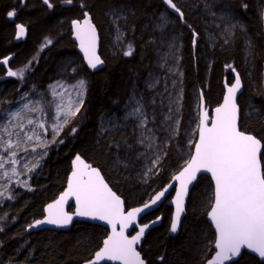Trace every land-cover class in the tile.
Segmentation results:
<instances>
[{
    "label": "trees",
    "instance_id": "obj_1",
    "mask_svg": "<svg viewBox=\"0 0 264 264\" xmlns=\"http://www.w3.org/2000/svg\"><path fill=\"white\" fill-rule=\"evenodd\" d=\"M201 1L174 0L185 14V24L178 21L177 14L168 9L163 0H83L84 9L79 7L81 0H74L73 5L51 0L52 9H48L42 0H25L23 8L19 7V0H0V61L10 57L8 65L0 63V114L17 107L23 94L33 100L43 97V101H51L50 85L65 64L69 65L72 77L87 81L84 106L60 135L64 142L47 148L46 158L33 172L8 179V192L5 197H0V228H3L0 231V264H84L102 247L108 229L88 222H75L69 231H28L33 221L44 217L47 204L66 188L76 155L102 170L112 188L125 199L128 209L150 200L185 165L187 160L183 162L180 156L185 144L181 134L168 145L167 155L153 178L148 182L139 181L135 171L136 153L109 147L121 141L123 136L129 137V143L133 142L129 126L101 135L103 119L122 117L133 89L143 92L148 73L159 71L156 68L158 48L150 41L159 35V29L154 28L160 23L161 14H166L172 21L169 29L178 37L180 45L179 65L183 72L181 130H185V124L198 106L196 93L198 96L203 93L206 105L211 109L221 104L225 79L228 78L229 84L234 81L231 69L226 67L232 65L244 82V92L239 98L241 130L256 135L264 143V22L260 18L264 0L221 1L220 7L243 26V30H234L227 44L221 40H208L210 21ZM210 3L214 4L213 0ZM242 4H247V9L242 8ZM14 8L18 14L10 20L6 13ZM113 9H122L127 17L121 22L125 33L122 42L116 40L107 15ZM83 11H89L100 33L104 67L98 71L86 66L72 38V21L82 19ZM18 23L27 27V36L20 41L15 38ZM193 31L198 34L195 47ZM47 40L52 43L44 47ZM247 42H251V55L246 61L244 46ZM129 43L135 50L132 56H125L123 53ZM25 66L24 80L7 75L9 69L16 71ZM43 101L42 105L47 107ZM73 125L78 131L74 136L68 135ZM193 148L191 146L187 159ZM29 158L21 153L18 171ZM262 163L264 169V152ZM24 181L31 190L18 183ZM213 188L209 176L198 179L177 236H172L169 231L173 208L168 202L172 196L159 210L141 221L145 224L163 216L162 224L149 233L141 248L148 264H205V256L208 259L213 256L214 249L206 251V246L214 239V228L208 221ZM7 196L14 198L8 200ZM73 208L71 206L70 210ZM161 256L163 260L159 259ZM239 262L260 264L257 257L247 252Z\"/></svg>",
    "mask_w": 264,
    "mask_h": 264
},
{
    "label": "snow or ice",
    "instance_id": "obj_2",
    "mask_svg": "<svg viewBox=\"0 0 264 264\" xmlns=\"http://www.w3.org/2000/svg\"><path fill=\"white\" fill-rule=\"evenodd\" d=\"M48 9L54 8L51 0H42ZM64 5H73L74 0H61ZM163 4L177 14L178 21L185 23L184 12L174 3V0H163ZM25 6V0H19V7ZM79 7L86 6L81 0ZM206 8L210 7L205 5ZM247 9V4H242ZM17 9L7 11L6 17L14 20ZM116 34V40L122 42L125 35L121 22L126 21L122 9H113L107 13ZM215 15V12L212 13ZM82 19L72 21L75 39L79 41L80 49L84 53L87 65L92 70H97L104 61L97 55L98 32L89 11L82 12ZM264 22V12L260 14ZM221 20H230L231 16L225 12ZM172 21L166 14H161L160 23L154 28L163 32ZM190 27V26H189ZM219 27V25H217ZM235 28L236 25H231ZM224 43L230 42L232 35L229 28L225 27ZM26 34L23 24H16L15 38L20 39ZM192 44L195 47L198 34L193 31ZM47 40L44 47L51 44ZM150 43H154L150 41ZM245 60L251 55V42L245 44ZM174 45L169 44L167 51L157 52L156 68L159 71L149 72L144 81V91L133 89L124 106V115L120 118L111 117L101 123V135L111 130L121 131L132 125V143L129 137L123 136L121 141L109 145L116 150L124 149L126 153L135 152L137 160L144 159L148 162L147 172L161 163L167 152L164 148L168 142L181 135L180 121L182 117L183 88H177V79L183 77L179 68V57L173 50ZM43 50V48L41 49ZM134 47L131 43L124 51L125 56H132ZM9 58L0 63L8 65ZM31 63V62H30ZM234 73V81L227 87L223 102L215 107L210 116L203 104V93L198 96V106L193 123L196 125L198 140L194 147V154L185 162V166L174 179L179 182L176 189L175 214L170 221L169 231L176 234L181 228V218L185 213V201L189 194V185L196 179L197 174L210 173L214 181L212 204L208 212V219L214 227V239L206 251L214 249L211 259L205 256V264H240L239 259L244 255L243 250H248L259 257L260 264H264V169L261 165V152L264 143L256 135L246 133L240 127V107L237 103V94L243 85L240 73L232 65H227ZM25 68L13 71L8 70L9 77L24 80ZM76 70L73 69V72ZM59 84V82H57ZM182 84V79L180 80ZM52 100L26 102L18 110H5L0 119V177L11 179L17 175H26L40 166V161L46 158V149L60 139L61 133L80 113L84 106V96L87 92V81L78 79L75 84L66 86L61 84L64 93H68L66 101L64 93H58L55 85ZM68 87L75 91V99H71ZM175 89V92L173 91ZM27 100V94L21 96ZM42 101L47 107L42 106ZM2 103V101H0ZM51 115L45 118L50 110ZM36 117V118H33ZM108 124L110 127H104ZM78 128L73 125L68 135H76ZM160 133H163L161 137ZM186 134V133H185ZM21 153L30 158L23 164L22 170L15 165L20 163L18 157ZM34 154V155H33ZM119 159L117 163H119ZM6 165L8 168L6 169ZM72 172L67 181V189L53 203L47 205V215L44 219L36 220L29 228L41 225H52L55 228H67L74 218H87L93 221H103L111 227V235L103 240V246L95 252L94 259L86 264H146L137 251V245L142 241L148 225L140 226L136 235H126L130 226L137 222L140 213L149 209L164 197L165 188L160 191L144 206L126 211L124 202L112 191L105 182L101 172L86 163L79 155L72 161ZM147 172L145 175H147ZM11 173V176L9 175ZM20 186L31 190L27 181L18 182ZM172 187V185H169ZM0 197H5L8 187L0 185ZM12 200L13 196H7ZM69 199H74L75 210H65ZM154 221L153 223H155ZM119 228V230H117ZM3 231V228H0ZM163 260L164 257H159Z\"/></svg>",
    "mask_w": 264,
    "mask_h": 264
},
{
    "label": "rangeland",
    "instance_id": "obj_3",
    "mask_svg": "<svg viewBox=\"0 0 264 264\" xmlns=\"http://www.w3.org/2000/svg\"><path fill=\"white\" fill-rule=\"evenodd\" d=\"M211 1L212 0H205V1L202 0L201 1V2H203L204 5L207 4L210 6L208 8L205 7V11L208 12L207 15H208L209 21H210L209 25H208V33H207V38L209 41H210V39L212 41H220V40L224 41L225 35H227L226 33H224L225 27L229 28L232 34H233L234 30H236V29L243 30V26L239 22L235 21L232 17L230 20H221L220 19L221 15L226 12V10L224 8L220 7V3L222 0H213L214 4L210 3ZM213 12H215V15H212ZM233 24L236 25L235 28L231 27V25H233ZM170 25H171V23L168 24L167 28L164 29L163 32L158 30L159 35L157 37H155L152 41L155 43L156 47L158 48L157 52L167 51L169 44L174 45L173 50L176 52V55L179 57L180 45L178 42V37L174 35V33L172 32L173 30L169 29ZM217 25H219V27H217ZM26 36H27V27H26V34L22 38L17 39V40L18 41L24 40L26 38ZM179 63H180V59H179ZM65 65L61 68V70L59 72V76L51 84V85L56 86L55 90L58 93H64V89L60 87L61 84L66 85V86H70V85L75 84L78 79H81L78 77H76V78L72 77L71 73L69 72V68H68L69 65H66V66ZM179 68H180V65H179ZM82 79H84V78H82ZM174 79H177V86L176 87L177 88L182 87V84L180 83V80L182 78L181 77H174ZM57 82H59V84ZM173 91L175 92V89ZM50 92H51V96H52V92H53L52 88H50ZM68 92L71 93V99L74 100L76 98L75 97V91L71 87H68ZM64 98L66 101L69 99L68 93H64ZM35 101H38V100H33L32 98L31 99L27 98V100H22L20 102V104L17 105V107H15L12 111L18 110L26 102H35ZM196 102L198 103V93H196ZM196 110H197V106L195 107L194 114H192L190 116L191 118L189 117L190 121L189 122L187 121V124H185V130H181L183 116L181 117L180 131H181V134H183L182 135L183 142L185 143L184 147L180 150V156L182 157L183 162H185L187 160L188 154L191 151V146H192V144L195 140V137L197 135L196 125L192 122L194 117L196 116ZM53 111H54V109H53ZM33 118H36V117H33ZM45 118H47V113H46ZM107 119H109V118H105L103 120H107ZM104 127L108 128L110 126L108 124H104ZM129 128H130L129 132L133 135L132 125L130 123H129ZM111 131H115V130L113 129ZM111 131H109V132H111ZM106 133H104L103 135H105ZM158 135H160L162 137L163 133H160ZM178 137L179 136H177L175 139H177ZM175 139H174V141H175ZM171 141H173V140H171ZM171 141L168 142L167 146L164 148V151H166V149L168 148V145L170 144ZM183 149H185V150L183 151ZM164 158H165V156L162 158L161 163L164 160ZM135 161L137 163V166H135L137 179H139V181L144 180L146 182L150 181L153 178L152 177L153 174H155L157 172V170L161 164L160 163L155 168H153L151 172H147V169L149 167V164L147 161H145L144 159H140V160L136 159ZM18 166L19 165H17V168H18ZM146 172H147V175H145ZM9 174L11 176V173H9ZM8 184H9L8 179L0 177V185L7 187ZM0 189L2 190V188H0Z\"/></svg>",
    "mask_w": 264,
    "mask_h": 264
},
{
    "label": "water",
    "instance_id": "obj_4",
    "mask_svg": "<svg viewBox=\"0 0 264 264\" xmlns=\"http://www.w3.org/2000/svg\"><path fill=\"white\" fill-rule=\"evenodd\" d=\"M94 24H95V23H94ZM97 32H98V37H99L98 45H97V55H99V56L101 57V59L103 60V58H102V56H101V47H100L101 41H100V33H99L98 28H97ZM72 38H73V40L77 43V45H78V50H79V52H80V54H81V56H82V58H83V60H84V62H85V64H86V66L88 67V65H87V61H86L85 58H84V53H83V52L81 51V49H80L79 41L75 39V34H74L73 29H72ZM103 61H104V60H103ZM103 67H104V63H103L102 65L98 66V69H97V70H93V71L101 70ZM88 68H89V67H88ZM89 69H90V68H89ZM91 70H92V69H91ZM232 74L235 75L234 73H232ZM240 76H241V74H240ZM241 79H242V85H243V87H242L240 93L237 94V103H238V105H239V98H240L241 94L244 92V82H243V78H242V76H241ZM230 85H231V84L228 83V78H226V79H225V82H224L225 94L227 93V87H226V86H230ZM225 94H224V95H225ZM222 102H223V100H222ZM222 102H221V103H222ZM203 104H204V107L209 111V114H210V116H211V115L214 113V109H215V108H214V109H211L210 107H207L204 96H203ZM218 106H219V105H218ZM239 107H240V106H239ZM241 114H242V111H241V108H240V120H241ZM197 140H198V136H197ZM197 140H196V141H197ZM195 143H196V142H195ZM262 143H263V142H262ZM263 152H264V148H262V152H261V165H262V169H263V163H262V155H263ZM192 154H194V148H193ZM79 156H80V157H81L86 163L90 164L92 167L98 169V170L101 172V175L103 176L105 182L109 185V187L112 189V191L115 192V193L121 198V200L124 202V207H125V210H126V211H130L131 209H133V208H138V207H141V208H142V207L144 206L145 203H150V201H151V200L155 197V195L158 194L160 191H163L165 188L168 189V190L165 192L164 197H162L161 200L158 201L155 205H152L151 208H149V209H145L144 212L140 213L139 216H138V218H137V222H136V224L133 225V226H130V227L127 229V231H126V235H129V236L136 235V233L139 231V227H140V226L148 225V228H147L146 231H145V235H144L142 241L136 246V247H137V251H139L140 254H141V258L144 259V260L146 261V259L144 258V255H143L142 252H141V248H142V246H143V244H144V242H145L147 236L149 235V233H150L153 229L159 227V226L162 224V222H163V216H159L158 218H156V219H154V220H152V221H150V222H148V223H145V224H142L141 221H142L147 215H149V214H151V213L156 212L157 210H159V209L161 208V206H162V205H163V204H164V203H165V202H166L171 196H172V197L170 198L168 204L173 208V215H172V218L174 217V214H175V204L173 203V201H174L175 196H176V189L179 188V182L176 181V180L174 179V177H175V175H177L179 172L176 173V174L173 176L171 182H170L166 187H164L163 189H161L160 191H158L157 193H155V194L151 197L150 200H148L147 202H145L144 204H142V205H140V206H137V207H133V208L128 209V208H127V205H126V201H125V199H124L122 196H120V195H119V194H118V193L112 188V186L109 184V182H108L107 179L105 178V176H104L102 170H101L99 167H96V166H94L92 163L88 162V161H87L84 157H82L81 155H79ZM184 166H185V165H184ZM184 166H183V167H184ZM183 167H182V168H183ZM72 170H73V169H72ZM181 170H182V169H181ZM181 170H180V171H181ZM71 172H72V171H71ZM70 175H71V173H70ZM70 175H69V176H70ZM201 176H209V177L211 178V174H210V173H204V172H201V173H198V174H197V179H196L191 185H189V194H188V197L186 198V201H185V213L182 215V218H181V228H180V230H179L176 234H172V233H171L172 236H177V235L181 232L182 225H183L184 219H185L186 214H187V205H188V199H189V196H190V194H191V192H192V190H193V188H194L196 182L198 181V179H199ZM211 180H212V178H211ZM212 182H213V184H214V181H213V180H212ZM169 185H172V187H169ZM66 189H67V186H66V188L64 189V191H65ZM64 191H63V192H64ZM63 192H61V193L59 194V196H60ZM172 193H173V195H172ZM59 196H58L56 199H58ZM56 199H55V200H56ZM55 200H54V201H55ZM54 201H52V202H50V203H53ZM50 203H49V204H50ZM47 205H48V204H47ZM71 206L74 207L72 211L70 210V207H71ZM46 208H47V206L45 207V210H46ZM65 210H66V211H69V212H73V211L75 210V201H74V199H69L68 203L65 205ZM46 215H47V212L45 211V215H44V217L41 218V219H44V218L46 217ZM38 220H40V219H38ZM35 221H36V220H35ZM35 221H33L32 223H34ZM154 221H156V222L153 223ZM208 221H209L210 224H211V221H210L209 219H208ZM75 222H88V223H92V224L100 225V226L105 227V228L108 229V231H109V232H108V236L111 235V227H110L109 225L105 224L103 221H93V220H90V219H87V218H80V217H76V218H74L72 224L69 225L67 228H55V227L52 226V225H41V226H39V227H37V228H32V229H30V228L28 227V231H29V232H39V231H42V230H45V229H49V230H57V231H69L70 229H72V227H73V225L75 224ZM32 223H31V224H32ZM31 224H30V225H31ZM213 228H214V227H213ZM117 230H119V228H118ZM134 231H135V233H134ZM214 231H215V230H214ZM133 233H134V234H133ZM108 236H107V237H108ZM107 237H106V239H107ZM102 246H103V245H102ZM243 252H247V253H249V254H251V255H253V256H255V257H257V258L259 259V257L256 256V254L251 253V252L248 251V250H243ZM213 255H214V254H213ZM94 256H95V255H94ZM211 258H212V257H211ZM211 258H210V259H211ZM92 259H94V257H93ZM92 259H91V260H92ZM237 259L240 260V258H237ZM84 264H86V262H85ZM102 264H113V262H102ZM146 264H148L147 261H146Z\"/></svg>",
    "mask_w": 264,
    "mask_h": 264
}]
</instances>
